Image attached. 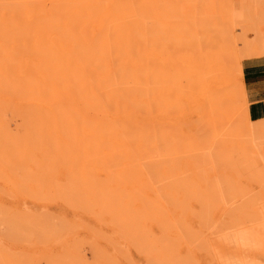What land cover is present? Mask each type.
<instances>
[{
    "label": "bare ground",
    "instance_id": "1",
    "mask_svg": "<svg viewBox=\"0 0 264 264\" xmlns=\"http://www.w3.org/2000/svg\"><path fill=\"white\" fill-rule=\"evenodd\" d=\"M133 1L0 0V180L4 179V176H2V174L5 173L3 172L4 170L8 169L11 174L15 169L18 170L20 168L26 174V169H29L31 167L30 165H34V171H41L46 179L47 176L44 172H48L47 174L52 170L57 172L58 170H55V167L58 169L60 167L59 165H61V167L64 165L65 169L66 167H69L70 170L74 168L78 176L75 175L76 178L71 179L73 180L71 186H74V188H72L73 186L70 187L73 189L72 191L70 188L65 187V184L60 186V183L54 181L52 185L55 184L54 190L56 195L60 192L58 194L59 196H52L51 193H49L51 195V198H49L48 192L46 194L41 192L44 190L43 189L40 191V194L36 193L34 195L36 196L35 199L43 200L44 198H48L51 200L52 197L59 198L61 202L65 201L68 207L75 206L80 209L82 208V210L88 212V214H94L96 220L104 217V215L110 217L111 223H113L112 226L114 225V227L118 228L117 231L122 240L125 239V243L127 242L129 245L132 244L131 246L134 248L136 247L140 252L145 251L146 253H142L144 255L146 254V256L148 255L152 264H199V260L196 261L197 257H195L193 252L198 249L197 247L199 246L200 248L202 246L205 247L207 240L203 239L205 236L201 238L202 234L198 235L199 232L196 233L195 230L192 231L191 225L188 226L182 216L186 213L184 209V207H186V196L187 199L189 198L188 200H191L192 196H194L192 194L196 191L198 194L200 190L194 185L196 184L194 183L195 181L189 182L183 178L182 172H180V169L178 170L179 167L177 162L182 160L184 156H182V158L179 157V160H177V156L183 154L189 156L196 152L200 154L204 148L203 146L201 148L200 145L205 143L204 146H206L209 142L208 144L213 143L212 148L211 145L209 147L216 151V153L211 151L207 145L206 147L208 150L210 149L211 152L209 153L215 155L218 152L217 156H221V159L219 158L220 160L218 161L224 162L228 168L230 166L234 168L233 170H237V165H231V161L228 159L231 153L233 155L236 153L241 157L243 170L244 168H255L254 170L257 169V172L258 170L261 171V169L255 167L256 165L254 163L256 162L253 161L257 157L251 158L249 155L250 153H248V150H252L251 148L248 149L251 144V137L246 138L245 134H247L250 129H254L250 131L257 134V130L260 128L262 130L263 128L260 124L264 122V119L260 120V122H263H259V128L256 126V122L259 120H257L255 124L254 121L250 123L252 125L251 127L258 128H256V131L255 128H251L250 125H247L250 129L248 130L249 127L246 128L245 132L243 131L245 129L242 128L245 127L244 122H247L245 121L246 118H243L245 115L244 110L247 109L243 107L249 104V98L247 100L245 98V100L243 99L246 101V104L244 103L242 105L245 106H235L239 105L235 103H239L240 97H238V94H241L237 92V88H241V86H238L241 81H238L239 83L237 82V85V79L235 77L238 74L245 82L243 62L245 60L254 59L252 56L254 52L251 50L254 47L249 43L252 41L251 39L248 43L243 41L244 44L243 42L239 43L244 45H242L243 47L240 51L235 50L236 47L234 51L228 47L229 51L230 49L232 51L230 54L226 51L228 50L226 49V46H228L226 45L227 43H225V49L221 46L224 44L221 42L223 41L222 37L226 35L222 36L223 31L221 29H219V31H222L219 33L221 35H218V33L214 31L215 35L213 34L211 36L209 30L206 32L208 28H206L205 22L209 24L207 21L209 18L207 20L204 19V23L202 22L204 25H202L200 21H202L204 17H201V19L199 16L186 14L183 7H178L177 3L175 4L172 2V4H167L165 7H158L155 3L151 2H136L134 4ZM225 8H228V6L226 5ZM222 10H225L224 6ZM227 13V15H229V12ZM144 15H148L156 20V35H152L144 23L138 20ZM197 18L201 20L199 21ZM231 19V21L228 19V23L230 22V24H232L234 18ZM209 21L211 22V20ZM215 24V29H213V26L210 24L211 31H218V28H221H216L219 23L216 22ZM215 24L213 23V25ZM242 35L243 34H241V36ZM212 38H215L216 41L222 38L219 39L221 43V45H219L220 48L222 47L221 49L224 54L225 52L230 54L228 60L226 57L229 55H223L222 52H215L216 54H222V56L217 55L220 58L216 56L217 58L215 59L210 58L215 54L212 53L215 50L211 52L212 54L210 57V53L208 52H210L211 49L207 53L203 51V49L208 50L207 47H212V49L217 48L216 46L210 45ZM216 41H214L215 44L218 42ZM228 41L229 40H227V42ZM207 43L209 44L207 45ZM211 44L214 45L213 40ZM204 46L206 48H204ZM234 46H237V43ZM201 51L208 56L206 57V55H203L205 57H202L203 53L199 55ZM221 57L223 59L226 58L227 61L221 59ZM242 89L244 90V87ZM235 95L238 100L235 99ZM247 97L246 95V98ZM29 101H35V103L39 104L37 109H35L36 107L34 106V109L30 107L27 111H23V109L21 111L19 105L22 102ZM237 107L239 108L236 109ZM241 108L244 109L240 110L242 112L244 111L243 116H241L242 113H238ZM235 109L238 111V116H240L238 118L244 119V121L241 122V120L237 119L238 121L234 122L236 125L238 122H240V125H244V127L240 128L244 134H242L239 129V127H241L239 124V127L236 125L235 127L234 125L230 127L231 125H228V127H230L228 130L233 133L231 128L234 129L238 127V131L240 130L239 132L242 134L240 135L239 132V134L237 133L240 135V138H243V135H245L244 138L246 139L243 140L236 139L237 136L234 137L236 140H228L233 137V134H230L226 130L227 128L225 129L222 127V123H224L222 121H225L223 124L225 126V124H231V120L236 118V111L235 115H233ZM8 112L20 119L22 127L21 132L15 131L16 133L14 134L12 130V134L10 131L11 127L9 128L6 125L7 123L5 122L8 120L4 121L3 115H7ZM193 114L198 119L197 122V119L195 120L197 131L193 130L194 132L196 131L194 134L200 132V139L204 142L203 144L201 142L198 147L199 150L201 149L200 151L195 150L198 149L196 142H198L197 139L199 136L194 141L196 137H194V134H190L193 131L189 129L188 124L190 123V127L193 126H191L192 119L190 118V122L187 120L189 122L188 124H183L186 129L191 130V132L185 130L189 135H187L188 133L185 135L182 133L185 127L181 128L180 126V129L177 127V125L179 126L182 123H179V120L182 121V119L184 120L190 115L193 116ZM221 118L224 120H221ZM176 121L178 123H176ZM219 121H221V123ZM248 121L250 122V120ZM219 129L221 131L225 129L231 137L227 139L226 135L224 138V135L227 134L226 131L224 130V134V131L222 133ZM261 130L259 131L261 132ZM220 133L222 134L220 135ZM56 135L63 138V143L60 142L62 144L57 141ZM191 135H193V137ZM254 136L251 138V142L254 144L261 143L263 145L264 138H262L263 143L260 139L264 137V134L258 137L260 139H256L255 137L257 136ZM254 138L257 142L253 141ZM247 139H249V141ZM194 142L195 144H193ZM248 143L250 144L248 145ZM254 144H251V147L252 145L254 146ZM194 146L195 148H193ZM254 147H252L254 149L252 151L255 153L257 147ZM263 151L264 150H262V152ZM37 152L41 153L39 156L42 155V157H40L41 159L43 158L41 162L40 159L38 160L34 155ZM163 155H168L167 157L171 156L172 159L169 160L168 158L167 161L169 160L171 163L168 162L167 164L170 165L167 166V164H165V167L168 168L161 170V167H156L153 158ZM34 157L39 162L36 159L35 162ZM260 159H258V162L260 161V163H263L260 166L261 168L264 166V160L261 159V162ZM163 160L165 161L164 158ZM258 162L257 164H259ZM195 164H197V162ZM183 167H185L183 169H186V165ZM194 167L195 166H192L189 170L192 171ZM196 168L198 169V167ZM251 169L248 170L253 174V170ZM100 170L105 174V182H101V179H98ZM248 170L246 171L248 172ZM54 171L52 173L53 177ZM161 171H163L164 177L161 176ZM260 171L258 173H260ZM29 172L30 174L33 172L32 168ZM37 172L36 176L40 174ZM71 172H73V170ZM71 172V175L67 173L70 177L72 176ZM257 172L254 174V179L258 176ZM33 173L31 175L34 176L35 173ZM13 174H15V172ZM159 174H161V178H164V182L167 180L166 183L168 186L166 187L169 189L164 192L160 190L161 192L159 191L158 193L154 190V182L152 181L154 178L153 176L159 178ZM4 175L8 178L6 174ZM43 176L41 177L42 179L38 177L37 179L39 180L37 181L36 179L34 181L35 183L37 182L36 184L30 180V184L34 183L37 185L39 181L43 180L44 183L43 181L41 182V184H43L40 186V189L43 187L46 188V184L48 186L50 183L48 184V179L45 181ZM50 176L51 173L48 177L50 178ZM57 176L58 175H56V177ZM252 176L250 177L253 179ZM54 178L52 179L51 177V182H53L52 180H54ZM68 178L69 177H67V184L68 182H72L70 178ZM257 179L259 180V178ZM161 180L163 179L159 178L160 183L163 182H161ZM7 181H9V179H5L6 183ZM210 181L213 182V180ZM199 182V186H201L202 179L199 180ZM221 182L223 183L224 181ZM221 182L217 181L214 185L218 183L220 185L222 184ZM191 183H194L193 186ZM208 183L213 186L212 183ZM57 184H60V187ZM226 184L228 183L224 182L222 185L226 186ZM157 185H159L158 182ZM165 185L166 184L161 185L163 189H165ZM19 187H17L18 190L23 189H19ZM50 187L51 185L49 189H51ZM206 187L210 188V186ZM57 188L58 191L56 190ZM61 188L64 189V194H61ZM66 188L70 190H66L67 192H65ZM201 188L203 189V187ZM218 189H222V187ZM218 189L216 188L215 193H218L216 192L219 191ZM213 191L209 189L206 190L205 193ZM20 193H23V191L21 190ZM215 193L213 194L216 196ZM29 194L33 196V192L29 191L28 195ZM179 194L183 197H178ZM199 194L203 197V193ZM213 194L209 196L212 197ZM220 194L221 192L218 195ZM218 195L216 197H218ZM195 196L199 199V195ZM193 199L195 200L196 198L193 197ZM202 199H204V197L199 199L201 202L198 201L201 204L204 200H206L205 203H207V199L210 198ZM213 199L208 200V203ZM54 200L56 201V199ZM54 200L52 199L51 201ZM47 202H49V200ZM205 203L202 205L203 210L209 207V205ZM212 203V205L210 203V208L217 204L214 201H212ZM137 204L143 206V211L137 209ZM187 204V207H189L190 203L188 202ZM204 204L206 205L205 208ZM217 205L215 207H221ZM215 207L214 210H216ZM206 209L205 213L207 211L210 214L214 211H210L212 208ZM188 210L187 212L189 213L190 211ZM218 210L219 213H222L220 209ZM218 210H216V214ZM240 210L241 213H243L242 209H239V211ZM95 211L97 214H95ZM27 212H25L26 214L23 212V217L22 213H19L21 215H18L20 218L15 215L18 218L13 219L15 234L16 232L23 234H20L21 236L16 234L19 239L23 236H28L27 238H30L29 235H33L32 239L35 236L37 240L40 238L38 240L39 242L41 238L47 240L50 236H56V238H58V229L51 217H48V215L43 217L40 216V218L35 216V219L32 215L33 218L27 216L29 215ZM181 212L183 215H177V217L174 218L175 213ZM205 213L202 214L206 216L207 213ZM203 215L200 219L203 217L204 219H202V221H206ZM208 216H206V218H208ZM211 216L210 214V217ZM230 219H232V217ZM238 219L237 217L234 219L233 216L230 226L233 223L234 225L235 223L241 224L239 221L240 219ZM209 220L212 221L208 218L207 221ZM202 221L200 220V223H203L202 226L207 225V221L205 224ZM210 221L209 223L212 225ZM147 222H153L161 229V232L164 233V240L160 242L157 239L158 241H155V239L150 236L147 230H145ZM215 222L216 221H214V223ZM214 223L213 225L215 226L216 224ZM214 226L205 227L214 229ZM62 228L64 227L62 226ZM216 229L217 233L220 229ZM61 230L62 231L59 229V232L64 233L65 231L66 233L67 229L65 227V230ZM70 230L68 231L71 236L72 231L70 233ZM171 233L176 234V237H178L177 242H173L170 239ZM63 235L64 238L61 237L65 240V234ZM25 237L23 242L25 240V242L28 241L29 243L31 240L29 241L27 238L25 239ZM101 238L104 237H100V239ZM61 239H59L58 242H60ZM204 240H206V243ZM48 241L50 243V240ZM56 241L54 240V243H56ZM21 242L22 241H19V243ZM75 242L76 241H74V243ZM107 242H111L112 247L114 242L111 240ZM30 243H32V241ZM41 243L49 245L46 241H42ZM41 243L40 245H42ZM62 243H60V245ZM78 244L79 242L77 245ZM128 244H126V246ZM1 245L0 243V264H35L38 261L37 259L36 262H33L34 259L38 257L36 256V258H33V254L32 260L31 255H28L31 262L24 257L21 258L17 255L14 257L15 255H10L5 251L6 247L2 248L4 245ZM30 245L35 247V245ZM70 245L72 246L73 244L71 243ZM77 245L75 246L77 247ZM116 245L117 244L113 246V249L115 247L117 248L114 249L115 252H119L121 251L120 249L125 248L124 246L118 249L119 244L118 246ZM71 246L68 248H71ZM204 247L203 249L206 248ZM72 249H74V247H72ZM64 250V252H66L68 249ZM126 251L123 252L125 253ZM183 251L184 254H182ZM67 252L69 253V251ZM103 252L102 254L99 252V255L101 254V257L105 254V256L103 255L105 257L103 261L104 264H114L116 262L112 259L113 257H109L111 255L108 254L107 256L105 251ZM123 252H121V254ZM81 254L82 253H80V256H82ZM127 254L124 256H127ZM68 256H66V259H61L65 256L56 257L58 258L57 260H64L63 262L60 261L57 263L84 264L82 262L83 260H81L82 257L79 258L77 254L70 255L71 258L70 256L68 258ZM104 257L101 258L104 259ZM77 258L80 259L81 262H79L80 260L77 261ZM46 259H43L44 262ZM85 260L87 261V259H84V261ZM128 260L126 259V262H128ZM98 261H95V264H97ZM45 264L47 263L45 262Z\"/></svg>",
    "mask_w": 264,
    "mask_h": 264
},
{
    "label": "rangeland",
    "instance_id": "2",
    "mask_svg": "<svg viewBox=\"0 0 264 264\" xmlns=\"http://www.w3.org/2000/svg\"><path fill=\"white\" fill-rule=\"evenodd\" d=\"M124 1H133V0H124ZM133 2H134V4L136 2H146V3L147 2H151V3H155L158 7H165L167 4H170V3L172 4V2H174L175 4L177 3L178 7L179 6L181 8L183 7V10H184V12H186V14H188V15H195L197 17L199 16V18H201V17L203 18L204 17L203 19L201 18L202 21H200L201 19L197 18V19H199V21L201 22V24H202L203 21H205V20H207L209 18V20H211V22L209 20H207L209 22V24L207 23L208 25L205 22V26H206V28H208V29H206V32H208V30H209V33H210L211 36L214 34V31H215V33L217 32L218 35H221L219 33H221L222 31L225 32V33L222 32V36H224L226 34L224 37H222L223 39L222 38H219V39H222L223 41H225V42H223V41L220 40L222 42V44L224 43L223 45H221V43L219 42V39L217 40L218 41L217 42L215 38H212L214 45L211 44L212 43V40H211L210 45L211 46H214V47L216 46L217 48L216 49L215 48L212 49V47L211 48H208L206 45L205 46L207 47L208 50H206V49L204 50L202 48L203 51H205V53H207L211 49L210 52H208V53H210L209 54V57L211 56L212 53H215L217 51H218V53H221L222 52V49L221 48L224 47V49H225V43H227L226 45H228V46H226V49H228V50H226L227 52H229V53L232 52L231 49H233V51H234L235 47H236L235 50L240 51V49H242V47L244 46L243 45L244 44L243 41H246L245 43H248V41L251 39L252 41H250L249 43L251 44V46L254 47L253 48V47L250 46L251 48H253V49L250 48L254 52V53H252L253 55L251 54L253 56V58L254 59L264 58V0H134ZM226 5L228 6V8H225ZM223 6H224V9L226 10V12H225V10L224 11L222 10ZM227 12H229V15H227L228 14ZM205 17H207V18H205ZM231 18H234L233 21H232V24H230V22L228 23V19H230V21H231L232 20ZM138 20H140L142 23H144V25L146 26V28L150 31V33L152 35H156V32H157V23L155 22L156 20H154L152 17H149L148 15H144L143 17L139 18ZM246 20H247V22H246ZM216 22L219 23V24H217L218 26L216 28L221 27V28H218V31H219V29L222 30V31L220 30L221 32L220 31L218 32L216 30H213V31L210 30V24L213 26V29H215L214 26H216V24H215ZM222 22H224V23H222ZM213 23L215 25H213ZM202 25H204V24H202ZM207 26H209V27H207ZM241 34H243V35L241 36ZM227 40H229V41L227 42ZM214 41H216L217 44H215ZM231 41H233V42H231ZM206 42H208V41H206ZM242 42H243V44H239V43H242ZM236 43H237V46H234V45H236ZM208 44L209 43H207V45ZM219 44L222 46L221 48H220V45ZM232 44H233V46H232ZM210 45H209V47H210ZM205 46H204V48H206ZM228 47L231 48L230 51H229V48ZM213 50H215V51L212 52ZM201 53H203L202 54V57H205L203 55H206V54H204V52L201 51L199 53V55H201ZM218 53L217 54L215 53L216 55L215 54L213 55L215 57L212 56L210 58H215L216 59L218 57L217 55L222 56V54H218ZM222 53H223V55H229L228 57L223 56V57H226L227 60H228L231 53L230 54L229 53L227 54L226 52H225V54H224V52H222ZM207 56L208 55H206V57ZM218 58H220V57H218ZM226 58H224V59L226 60ZM221 59H223V58L221 57ZM236 73H238V72H236ZM237 76H238V78H237ZM240 77L241 76H239L238 74L236 75V77H235L237 79L236 80V83L238 81L239 82L241 81L240 84L243 85L244 90L242 89L243 88L242 85H240V84L238 85V83H239L238 82L237 85L239 87L241 86L240 89L237 88V92L241 93V94H238L239 95L238 97H240V100H239V103H235V102L234 103L235 104H239V105H235V106H239V107L242 106L243 107L245 105H242V104H244V103L246 104V101H244V100L245 99L246 100L248 99V97L246 98V95L248 96V94L246 93L247 92L246 84H244L245 82L243 81V78L242 77L240 78ZM240 91H244V92L246 91L245 92L246 94L244 92H240ZM243 93L245 94V96H244ZM242 95H243V97H242ZM236 97L237 96L235 95V99H236ZM241 97H242V100H241ZM236 100H238V98ZM38 105L39 104L35 103V101L22 102L19 105V108H20L21 111H22V109H23V111H27V109L28 108L30 109V107H31V109H34L33 108L34 106L36 107L35 109H37ZM247 105H246L247 107L246 106L243 107V108H245L247 110H244L243 108H241V109H239V112H238V111H236V109H238L239 107H237L234 110V114H233V115H235V111H236V114H237V112L240 113V114L242 113L241 116H243L244 115L243 113L245 111V115L243 117V118H246L245 121H247V122H244L245 127H244V125H240V122H238L237 125H236L235 122L238 121L237 119H239L238 117H240V116H238V114L235 115L236 118H234V120L233 119L231 120L232 122L230 121L231 124H225L226 127L223 125L225 123V121H222V122H224V123H222V127H224L225 129L227 128L226 130L229 132L228 128L230 129V127H232V125H234V127H235V125L238 126V124H239L241 126V127L238 126L239 129L242 128V127H244L242 129H245L243 131L246 132V128L249 127V126L247 127V125H250V127H251L252 125L250 123H252V121H254V120L251 119L250 113L248 112L249 111V104H247ZM240 110H244V111L242 112ZM247 112H248V115H247ZM12 115H11L10 112H8L7 115H3V116H4V121L8 120V121L5 122V123H7L6 125L9 128L11 127L10 128V131L12 132V134H13V131H14V134H15L16 132H21L22 131V127H21V121H20V119L18 117H16L14 114H12ZM235 116H233V117H235ZM190 118L192 119L193 122L190 120ZM180 119H182V118H180ZM196 119H197V117L194 114H193V116H191V115L189 117L187 116L186 119H184V120L182 119V121L178 119L179 120L178 122L179 123L182 122V123L179 126L177 125V127L179 128L181 126V128H184L185 126H183V124L184 123L185 124L186 123L188 124L191 121V126L192 125L193 126L190 127V123H189L188 124L189 125V129H191L192 131L193 130H196L197 131L196 124H195V120ZM222 119L223 118H221V120ZM247 119L250 120V122ZM185 120L186 121L187 120L188 121L190 120V121L189 122L188 121L186 122ZM239 120H241V122L244 121V119H241V118ZM197 121H198V119L196 120V122ZM178 122L176 121V123H178ZM219 122L221 123V121H219ZM255 122L256 121H254V124H255ZM259 122H260V120L258 122H256L257 123V125H256L257 127L259 126L258 124H260L263 121H261L260 123ZM263 124H264V122L260 124V126H263L262 130H261V128L259 129V130H261V132L259 130H257L260 126L258 128L256 127L257 129L255 127H251V128H255V131L257 130L258 133L259 132L260 133H263L264 132V125ZM228 125L229 126L231 125V126L228 127ZM238 127L234 128V129L231 128L233 133H231V132H229V133L230 134H233V137H231L230 135H228L229 133H227V131L225 129H223L222 131L219 129V131L223 133V131L225 130L227 134H225V131H224V134H225V135L223 134L224 135V138L226 137V135H227V139H228V137H231L228 140L235 139L234 137H236V136H237L236 139H242V140L243 139H246V138H250V137L253 138L255 132L252 133V131L254 129H250V127H249L248 130L250 129L252 131H250V130L248 131L247 130L249 132V133L247 132L248 136H247V134H245L246 135V138H244L245 135H243V138H240V135L244 134V132H242V129H240L241 132H242V134H241L239 132L240 130L238 131ZM189 129H186V127H185L184 128V131L186 130V131H190L191 132V130H189ZM184 131L182 132V133H184V135L188 133V132H186V131L184 132ZM195 132L193 131L190 134H194ZM238 132L240 133V135H238L239 134ZM250 132H251V134H250ZM199 133H196L197 135L194 134V137H196V138H194V141L199 136V138L197 139V141L199 143L196 142V145H198L197 148L199 147L200 143L202 142L201 139H200V135L201 134H199ZM201 133H203V132H201ZM222 133H220V135ZM257 134L255 133V136H257ZM259 134H258L257 137H255V136L254 137L256 139H260L258 137H261L264 133L261 134V135H259ZM187 135H189V133ZM209 135H210V133H209ZM223 135H222V137H223ZM191 136L193 137V135H191ZM219 137H221V136H219ZM56 138H57V141H59V143L60 142L63 143V138H61L60 136L58 137L57 135H56ZM251 138H250V143L251 144H254L253 142H251ZM255 138L253 139L254 142L256 141ZM262 138H264V137H261V139H260L261 142H262ZM199 139H200V141H199ZM227 139H225V140H227ZM247 140L249 141V139H247ZM209 141H210V139H209ZM260 141H259V143H260ZM62 143H60V144H62ZM203 143L204 142H202V144ZM208 143L206 144V146L208 145V147H209L211 145V148H212V144L213 143L212 144L211 143L208 144ZM236 143H235V145H236ZM250 143H248V145ZM193 144H195V142ZM251 144L249 145V148L248 149L251 148L252 150H254L252 147L255 146L254 148L257 147L256 148V151H258V152L260 151L259 153L255 151V153L257 154L256 155L252 150L251 151L248 150L249 151L248 153H250L249 155L251 156V158L257 157V158H255L256 160L254 159L253 161L256 162V163H254L256 165L255 167L261 169V171L258 170V172L260 171V173H258L256 171L257 169L254 170L255 168H253V169H251V168H247V169L244 168V170H243V167H242L243 165L241 163V157H239L238 154H236V153L234 155L231 153L232 155L230 154V156H229L228 159L231 161V165H233V164H234V166L237 165V170L236 169L233 170L234 168H231L229 165H228L229 166V168H228L224 164V162L218 161V160L221 159L220 158L221 157L220 155L217 156L218 152L215 155L213 153L210 154L211 153L210 152V149L211 148L209 147L210 149L208 150V148L206 146H204L205 143L203 145H200L201 148H202V146L204 148H206V149L203 148V150L200 152V154H199V152L197 153L196 151H195L196 153H193L194 152V150H193V152H192L193 155H189L190 157L188 155H186V154L178 155L177 156V160H179V157L182 158V156H184V158H182V160H179L177 162L178 163V167H179L178 170L180 169V172H182L183 178L186 179V180H188L189 182L195 181L194 183H196L197 185L194 184V183L193 184L197 187V189L200 190V191H198L199 193H201V194L203 193L202 195H203L204 199L205 198L213 199L215 197L216 199L214 198L213 200L210 201L211 205L213 204L212 201H214V202H216L218 204L217 205L216 203H214L218 207L221 206V207L217 208V207H215L216 205H213V207H211L212 208L211 209L210 208V203H208L209 202L208 200H210V199H207V203H205L206 200L202 199V200H204V201H202L203 203L209 205L208 208L211 209L210 211H213L214 210V207H215L216 210L220 209V212H222V213H219V210H218V212L216 214L215 213L216 210H214L212 213H210L212 215L210 217L209 212L206 211L207 214L205 213V209H206L205 206L206 205L204 204V208L205 209L203 210L202 209L203 208V206H202L203 203L202 204L199 203V202H201V200L199 201V199H201L203 197L199 193L197 194L196 193L197 191L195 193H193V190H194L193 189L194 187H193L192 188L193 189L192 190V193H193L192 195H194V196H192V199L190 198L191 200H188L189 198L187 199V196L185 198V200H186L185 201V206L186 207H184V209L186 210V213L184 215H183L182 212L181 213H175L174 214V218L177 217V215H181L182 214L183 215L182 216L183 219L185 220V222H187L186 224L188 226L191 225L192 231L195 230L196 233L199 232L198 235L202 234L201 235V238L205 236L203 239H206L207 240V243H206V240H204L205 243H206L205 244V247L206 248L204 246H202L201 247L202 249H201L200 246H199V247H197L198 249H196L198 251L194 250V252H193L194 255H195V257H197L196 258V261L199 260L198 261L199 264H209V263L210 264H264V179H263V176H264V171H263L264 170V166H262L260 168V166L263 163H260V161L258 162V159H260V158L262 160H264V151L262 152V150H264V143H263V145L261 143H260L261 145L256 143L257 145L254 144V146L252 145V147H251ZM193 148H195V146ZM195 150H199V148L198 149H195ZM211 151H213V152L216 153L215 149L214 150L211 149ZM229 153H230V151H229ZM39 154H41V153L40 152H37L34 155H35V157H37L38 160L40 159V162H41L43 158L41 159L40 157H42V155L39 156ZM167 156L168 155L156 156L157 158L154 157L153 159L155 160L154 161V164L156 165V167H161L160 168L161 170H164V169L168 168V167H165L166 166L165 164H167L168 162H170L169 160H171L172 158H171V156H169V157H167ZM35 157H34V160L36 159ZM163 158L165 159L166 162L163 160ZM168 158H169V160L167 161ZM203 159H204V161H203ZM36 160H35V162H36ZM262 160H261V162H262ZM162 161H164V162H162ZM196 162H197V164H195ZM203 162H204V164H203ZM211 162H213V163H211ZM257 162L259 164H257ZM207 163H209V164H207ZM240 163H241V167L242 168L240 167ZM184 164L186 165V169H183V168H185V167H183V166H185ZM169 165L167 164V166H169ZM213 165L216 166V167H214ZM30 166L31 167L29 169H26V174L20 168L18 170L15 169V171H14L15 174H13L14 172L10 174V172H9L8 169L7 170H4L3 172H5L4 174H6V176L8 178H6L4 174H2V176H4V179L3 180H0V243L2 245H4L2 248L6 247L5 248V251L6 252H8L10 255H13V256L15 255L14 257H16V255H17V256H19L21 258L24 257L27 260L29 259L30 262H31V260L34 257L35 258H36V256L40 257V258L37 257L36 259H34L33 262H36L37 259H38V261L41 259L43 262L40 260L42 263L40 261L39 262L37 261L35 264H38V263L39 264H45V262L47 264L48 263L58 264L57 262H60V261L63 262L64 260L63 261L62 260H57L58 258H56V257H58V256H60V257L61 256H65L64 258H61V259H66V256H68V255L69 256L70 255L72 256L73 254H77V256H79V258L82 257L81 260H83L82 262L84 264L87 263V261H88L89 264H91V263L95 264L96 263L95 261H98L99 258H100V260L97 262V264H99L100 262H103L105 260V257H104L105 254H103L104 256L103 255L101 256V257H104V259L100 257V255L102 253H104L103 251H105V253L107 254V256H108V254L111 255V256H109L110 258L113 257L112 259H114L116 261L114 264H152L151 261H150L151 259L148 257V255L146 256V254L145 255L143 254L145 251L143 252L141 250L143 252L142 253L136 247L134 248L133 246H131L132 244L129 245L127 242L125 243V239L122 240L120 234L117 231L118 228L114 227V225L112 226L113 223H111L110 217L104 215V217L99 218V219L96 220V218L94 217V214L93 215L91 213L88 214V212L82 210V208L80 209V208L75 207V206H74L75 208L72 207V206L68 207V204L66 205L65 204V201H62L61 202V199H59V198H53L52 197V199L53 200L56 199V201L55 200L54 201H51L52 199L50 200L48 198H44L43 200L42 199L41 200L35 199L36 196H34V195L36 193L40 194V191L43 190V189L44 190L41 191V192H43V194H46L48 192V194L51 193L52 196L53 195L55 196L56 195L55 190H54V185L55 184L52 185V183H54V181L57 182V183H60L61 184V185L59 184L60 186H63L65 184V187H67V188L72 187L73 185L71 186V184L73 183V180H71V179L72 178L73 179L76 178L75 175L78 176V173H77V171L74 168H72L73 172H71L72 170H70L69 167H66L65 166L66 167V169H65L64 168V165H62L63 167H61V165H59L60 167L58 169H57V167H55V170H58L57 172L54 171V170H52L50 172L51 173L50 178L48 177V175L50 173L47 174L48 172H44V173H46L45 175L47 176V179H48L47 180L45 178V176H43V173L41 171H38V170H37L38 172L37 171H34L35 170L34 165L33 166L30 165ZM192 166H195V167L193 168L192 171H190L189 169L192 168ZM196 167H198V169ZM31 168H32V171L35 173L34 174L32 172L34 174V176L31 175L32 173L30 174V172H29ZM248 169L249 170L250 169L253 170V174ZM246 170H248L249 174H248V172ZM27 171H28V173H27ZM53 171L55 172L54 173V177H56V175H58L56 178H54L53 175H52ZM255 171L258 174V176H257V174H256V176H257V178H259V180L256 177H255L256 179H254V176H255L254 174L256 173ZM36 172L37 173H40V174H38L36 176ZM70 172L72 173V176L71 177L69 176V175H71ZM67 173H69V175H67ZM193 173H195V174H193ZM41 174L44 177L43 179L45 181L47 180L48 181V184L50 183V185H51L50 188L51 189H49V186L50 185L47 186V184H46V188L43 187L42 189H40V186H42V184L44 183L43 180H42L43 181L42 184H41L42 181H39L40 183L38 182V184H41V185H38V184L35 185L37 182L35 183L34 181L38 177H39V179H42L41 178L42 177ZM161 174H159V176L161 175V176L164 177L163 171H161ZM197 174H200V175H197ZM9 175H10V177H9ZM261 175H263V176H261ZM161 176L159 178L160 179H163V180H161V182L162 181L164 182V178L163 177L161 178ZM250 176H252L253 179ZM51 177H52V179L54 178V180H52L53 182H51ZM67 177H69L72 182H70V183L68 182V184H67ZM153 177L154 178H153V181L152 182H154L153 183V186H154V190L155 191H157L159 193L160 190H162V192H164V191H166V190L169 189L168 187H166V186H168V184L166 183L167 180L164 182V184H166V185L164 186L165 189H163V186H161V185H164L163 182L160 183L159 182V178L157 176H153ZM209 177H210V179H209ZM261 177H262V179H261ZM206 178H207V181H206ZM5 179L6 180L9 179V181H7V183H10V184H7L5 182ZM39 179H37V181ZM49 179H50V182H49ZM98 179L99 180L101 179V182H103V181L105 182V180H106L105 174L101 170L99 171ZM201 179H202V182L203 183L201 182L202 185L199 186L200 185L199 184L200 183L199 180H201ZM30 180L33 181L35 184L34 183L33 184H30L31 183ZM210 180H213V182L214 181H216V182L217 181L218 182L224 181V182L228 183L229 185L226 184V186L228 185V187L226 189V186L225 185L224 186L222 185L224 182L223 183L221 182L222 184H220V185H222V186H220L219 183L216 184V185H214L216 182H214V184H213V182L210 181ZM156 181L159 183V185H157V182ZM208 182L212 183L213 186L211 184L209 185ZM193 184H192V186H193ZM203 184L205 185V187H204ZM206 186H210V188L209 187L207 188ZM232 186H233V188H232ZM17 187H19V189L20 188H23V189L18 190ZM201 187H203V189ZM213 187H215V188H213ZM221 187H222L223 190L222 189H218V188H221ZM229 187H230V189H229ZM58 188L56 189L57 191H58ZM67 188L65 189V192H67L66 190H70V189L72 191L73 190L72 188H74V186L72 188H70V189H67ZM216 188L219 190V191H216L218 193H215ZM156 189H158V190H156ZM209 189L212 190V191L214 190V191L213 192H210V193L209 192L208 193H205V191L206 190H209ZM21 190L23 191V193H20ZM17 191L18 192L20 191V192L18 193ZM29 191L30 192H33V196L34 197L31 196L32 194H29L30 196L28 195ZM62 192H61V194H64V189H62ZM220 192H221V194L218 195ZM213 193H215L216 196L218 195V197H216ZM58 194L56 196H59ZM210 194L211 195L213 194V196H212L213 198L209 196ZM51 195L49 194L48 197L51 198ZM195 195H197V196L199 195V199H197L198 197H196ZM207 196H209V197H207ZM31 197H33V198H31ZM178 197H183V196L181 194H179ZM193 197L196 198L195 199L196 201L193 199ZM48 200H49V202H47ZM43 201H46V202H43ZM188 202L190 203L189 204V207H187L188 206V204H187ZM71 207H72V209H71ZM233 207H235V208H233ZM238 208L239 209H242V212L243 213H241V210L239 211ZM137 209H139V211H141V210L143 211V206L141 204H137ZM187 210L190 211L189 212L190 214L187 212ZM231 210H233V211H231ZM192 211H195V212H192ZM228 211H229V213H228ZM23 212H24V214H26L25 212H27V214H29L27 216H30V217L33 216L35 219H36V217L40 218V216L43 217V216H46V215H48V217H51V219L53 220V222H55L54 224L56 225V227L58 229V233L60 234V237H59V234L57 235V237L59 239H61L62 237L64 238V235L63 234H65V240H63V238L61 239V241L63 240L62 241L63 243L61 241L58 242L59 239L56 238V236H53V235H52L53 237L50 236L51 239H50V237L47 240H45V239L43 240L41 238V241L40 242L38 241L40 238L37 240V237L35 235H34L35 237L33 239H32V236L33 235L32 236L29 235L30 238H27L28 236L27 237L23 236V237H21L22 240L19 239L18 236H21L23 234L20 233L21 234L20 235L17 232H16V234L18 236L15 234L14 225H13V219L14 218L16 219L19 216H21L19 213H22V217H23L24 216ZM193 213H195V214H193ZM202 213L203 214L205 213L206 216H208V214H209L208 218L211 219V220L214 218L215 220L214 219L212 220L213 223H214V221H216L214 224H216L215 226L218 225L219 227L218 226L215 227L213 225L212 221L209 220L211 222V224H212V225H210L209 221H207L208 218H206V216L203 215ZM95 214H97L96 211H95ZM201 214L205 217V219L207 221V225H203L202 226L203 223H200V220L202 221V219H204L203 217L200 219V217L202 216ZM15 215H17V216L19 215V216L17 217ZM215 215H217V216H215ZM232 215L234 216V219H236V217L239 218L240 220L239 219L238 220L241 222V224L240 223H235V225H234V223L233 224L231 223L233 226L232 225L230 226V222L233 219V216ZM248 215H250V216H248ZM95 216H98V215H95ZM198 216H199V218H198ZM230 216L232 217V219H230L231 218ZM194 217H196V218H194ZM258 219H259V221H258ZM101 221H102V223H101ZM206 221L204 220L202 222H204V224H205ZM98 222H99V224H98ZM62 226L64 228H62ZM205 226H210V227L211 226H214V229H209L210 227L206 228ZM65 227L67 229L66 230V233H65V231H64V233L59 232V229H60V231H62L61 229L65 230ZM75 227H77V228H75ZM232 227H234V228H232ZM80 228H81V230H80ZM88 228H90V229H88ZM216 228L220 229V230H218L217 233H216V231H217ZM70 229H72V230H70ZM68 230H70V233L72 231L71 236H70ZM145 230H147V232L150 234V236L152 238L155 239V241L157 239L160 242L162 240H164V233L161 232V229L158 226H156L155 223H153V222H150V223L147 222L146 229ZM61 233H62V235H61ZM72 234H73V236H72ZM95 235H97V236H95ZM117 235H119V236H117ZM194 235H197V234H194ZM47 236H49V235H47ZM66 236L67 237L70 236V237L67 238ZM170 236H171L170 239L173 242H177L178 241V237H176V234L175 233H171ZM16 237H17V240L22 241V242H23L24 237H25V239L27 238V240H29V241L31 240L32 243H30L31 241L29 243L32 244V245H35V247L34 246L32 247L28 243V241L25 242V240L23 242L25 244H23L22 242L19 243V241L16 240ZM100 237H104L105 239L107 238L108 240L113 241L114 243L112 242L113 243L112 244V247H111V242L110 243L107 242L108 240L107 239L105 240L104 238H101L100 239ZM48 240H50V243H49ZM54 240L55 241L57 240L56 243H54ZM120 240H122V241H120ZM42 241H46V243L48 242L47 244H49V245H46L45 243L42 244L41 243ZM74 241H76L75 242L76 244L74 243ZM77 241L79 242L78 245L80 247L77 245V243H78ZM40 243L42 245H40ZM60 243H62V244L60 245ZM71 243L73 244L72 246L70 245ZM74 244L77 245L78 248ZM115 244H117L116 246H118V244H119L120 247L118 246V249H120L121 247H124L125 246V248L120 249L121 250V251H119L120 254H119L118 251L115 252L114 249L116 247L113 249V246ZM126 244H128V245L126 246ZM44 245H46V246H44ZM70 246H71V248H68ZM72 247H74V249H72ZM203 247L206 249V251H205V249H203ZM208 247H210V248H208ZM75 248H76L77 251L75 250ZM64 249H66V250L68 249L67 251H69V253L67 251L64 252L65 251ZM75 251H76V253H75ZM123 251H126V252L124 253ZM184 251L182 252V254H184ZM99 252L101 253L100 255H99ZM121 252H123L124 254L123 253L121 254ZM80 253H82L81 254L82 256H80ZM32 254H33V258H32ZM125 254H127L128 257L127 256H124ZM140 254H142V255H140ZM28 255H31V260H30V258H29ZM69 256H68V258H69ZM71 256H70V258H71ZM47 257H49V258L52 257V258L49 259ZM53 257H55L56 259L53 258ZM83 258L84 259H87V261L85 260L86 261L85 262ZM205 258H207V259H205ZM43 259H46L47 261L45 260V262H44ZM126 259L127 260L129 259L128 262H126ZM70 260L74 261L73 259H70ZM78 260H80V259L77 258V261ZM81 260L79 262H81ZM101 264H104V262L101 263Z\"/></svg>",
    "mask_w": 264,
    "mask_h": 264
},
{
    "label": "crops",
    "instance_id": "3",
    "mask_svg": "<svg viewBox=\"0 0 264 264\" xmlns=\"http://www.w3.org/2000/svg\"><path fill=\"white\" fill-rule=\"evenodd\" d=\"M245 84L252 120L264 119V58L243 62Z\"/></svg>",
    "mask_w": 264,
    "mask_h": 264
}]
</instances>
